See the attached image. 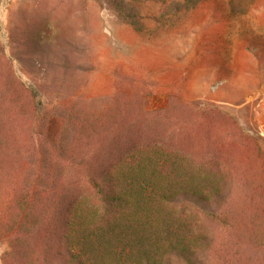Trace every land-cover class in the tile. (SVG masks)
Wrapping results in <instances>:
<instances>
[{
    "label": "trees",
    "instance_id": "trees-1",
    "mask_svg": "<svg viewBox=\"0 0 264 264\" xmlns=\"http://www.w3.org/2000/svg\"><path fill=\"white\" fill-rule=\"evenodd\" d=\"M203 1L108 0L140 27ZM242 1L231 0L233 12ZM15 62L0 44L3 264H264V146L235 118L171 98L159 110L49 116L45 124L44 98ZM27 122L38 135L34 162L21 139ZM72 127L76 138L63 142Z\"/></svg>",
    "mask_w": 264,
    "mask_h": 264
},
{
    "label": "rangeland",
    "instance_id": "rangeland-1",
    "mask_svg": "<svg viewBox=\"0 0 264 264\" xmlns=\"http://www.w3.org/2000/svg\"><path fill=\"white\" fill-rule=\"evenodd\" d=\"M230 3L205 0L176 19H145L140 27L108 0H0V44H9L14 66L39 88L47 121L102 112L117 118L175 98L220 108L264 146V0H244L236 12ZM30 125L21 139L34 162L38 135ZM76 135L72 127L60 138L70 144ZM9 250L0 239V264ZM206 255L203 243L198 259Z\"/></svg>",
    "mask_w": 264,
    "mask_h": 264
}]
</instances>
